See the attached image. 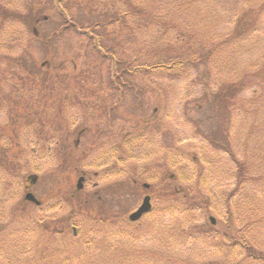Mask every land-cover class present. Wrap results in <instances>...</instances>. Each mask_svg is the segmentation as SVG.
<instances>
[{
    "label": "rangeland",
    "instance_id": "rangeland-1",
    "mask_svg": "<svg viewBox=\"0 0 264 264\" xmlns=\"http://www.w3.org/2000/svg\"><path fill=\"white\" fill-rule=\"evenodd\" d=\"M48 1L0 0V5L17 13L40 8L33 23L40 39L51 36L57 25ZM69 1L79 19L97 7L113 10L118 4V0ZM131 1L142 12L157 15L152 26L144 23L140 28L132 14L120 21L127 53L140 55L137 65L152 57L145 49L154 42L175 48L172 57L198 59L209 53L212 58L166 66L167 70L130 72L125 79L132 87L119 91L109 84L106 65L75 33L63 32L46 47L34 37L28 44V36L19 39L28 34L18 16L20 32L8 44L7 21H1L5 25L0 27V136L11 142L17 156L9 153L6 158L7 152H0V264H264L248 262L243 247L220 246L218 236L206 226L210 212L218 220L215 229L223 231L229 215L232 226L227 234L242 236L264 251V221H260L264 219V83L252 75L264 74L258 69L264 63V0ZM235 6L240 11L236 17L246 15L251 22L248 33L237 37L231 13ZM119 7L129 11L123 0ZM34 63L40 67L34 74L37 83L28 79ZM46 70L49 81L39 78ZM242 79L247 80L241 83ZM42 83L48 84L45 92L52 91L48 98L56 100L36 108ZM16 86L20 88L12 91ZM219 93L226 101L219 98L215 104ZM44 115L47 119L36 120ZM109 128L121 132L118 138L128 143L121 147L125 152L111 154L107 145L117 138L106 132L102 139L107 145L88 151L90 137ZM64 150H72L74 168L64 161ZM235 160L245 166L239 188ZM109 166L115 167L108 172ZM31 174L37 175L33 183L26 180ZM80 175L85 181L77 193ZM148 175L156 178L153 183ZM166 177L173 179L171 187L181 195L207 199L209 211L197 207L183 211L182 196L172 198L169 190L162 195ZM134 178L137 189L131 186ZM120 180L127 183V194L117 190ZM142 183L151 186L147 190ZM235 188L238 193L232 192ZM27 190L41 207L24 199ZM146 194L151 195L153 212L130 223L128 213ZM170 203L175 210H169ZM251 219L258 222L248 224Z\"/></svg>",
    "mask_w": 264,
    "mask_h": 264
},
{
    "label": "trees",
    "instance_id": "trees-1",
    "mask_svg": "<svg viewBox=\"0 0 264 264\" xmlns=\"http://www.w3.org/2000/svg\"><path fill=\"white\" fill-rule=\"evenodd\" d=\"M123 1L125 2L126 7H129L128 12L120 9L119 0H118V4L116 5L115 9L109 10L106 7H97L98 9L95 8L96 11L91 10L89 14L88 13L84 14L86 17H84V15L80 16L81 17L80 19L76 18L75 15H77V14L76 13L74 14V12L71 11L72 8H71V3L69 0H51V3L48 1L49 5H50L49 7L51 8L52 12H54L56 15L53 20L57 21V23H56L57 25H56V29H54L52 31L51 36L42 35V37L40 36V39H36V37H35L36 30H35V28H33V23H36V19H37L35 17L34 12L38 11L40 8L39 9L37 8L35 10L33 8H28L29 11L26 13H17L16 11L12 12V10L10 8H7L8 6L0 5V27H3V25H5L4 23H1V21H4V22L7 21L6 23L8 25V29L6 30L5 41H7L8 44L14 43V40L16 38V32H20V29H17L16 24H17V22H19V20H21L22 24L25 25V30L27 31L28 35H25V36H19L18 35L19 39H20V37L25 38L26 36H28L25 38V40H26V43L30 44L33 41L32 37H34L35 40H39L40 42H42L45 45V47L49 45V42L52 39H55V38L58 39L62 35H64V34H61L63 32L67 31V33H69V34H71L72 32L75 33V35L80 37V42L83 43V45L86 47L87 51L89 53H91L93 56H95L96 60L98 62H103V64L106 65L108 77L111 81V83L109 82V84L112 85L115 89H118L119 91H122L123 88H125L126 86L128 88L132 87L131 85L128 84V82L125 79V75H128L130 72L135 73L137 71H148V70H159V71H161L163 69H166V66L172 67L174 65H180V64L185 65L187 61H189V62H192V61L193 62H196V61L200 62L202 60H206L208 62L212 58V57H210L209 53L201 54V56L198 59L197 58L196 59H193V58L187 59L186 56H185L186 57L185 60L180 59V58H183L182 57L183 55H176V56L172 57L173 52L176 50L175 48H172L171 45H166L164 47L163 44L161 46H158V44L154 42V45L153 46L151 45V47H150L151 49L148 50V47H146V49H145L149 55L152 54V57L149 56V59L147 61H145L146 62L145 64L137 65V63H140V55L139 54L132 55L131 53H127L126 45H124V43H123L124 39H123V37L120 36V34H121L120 32L122 31V33H123V28H121L120 21L122 18H125L126 16L127 17L131 16V14H132V16L136 17L135 26L140 28V26L144 23H146V24L150 23L152 26L154 18L157 19L154 16H157V15H156V13H153V15H152V14L142 12V7L136 6V4H134L135 1L134 2H132L131 0H123ZM44 6H45V3H44ZM176 6H177V3H176ZM261 8H264V5H262ZM238 12H240V11L238 10V7H236V6L231 11V13H233L235 15V18H236L235 19L236 25L234 26L235 28L233 29V34L235 37L240 36V35L243 36L244 34L248 33V31H249L248 26L251 25V22L248 21L246 15L244 16V18H237L236 14ZM18 16H21L19 20H17ZM164 19H166V18L164 17ZM171 24H172V26L179 27L178 23L171 22ZM123 34L125 35V33H123ZM21 35H23V34H21ZM181 38H183V37H181ZM183 42L187 43L185 40ZM182 47H184V46L181 45L179 49L181 50ZM12 48H14V47L12 46ZM137 48L142 49L139 45H137ZM91 54H89V56L91 58H93V56ZM127 54H130V55L126 56ZM20 61L21 60L18 61L19 65H20V63H22ZM27 61H28V59H27ZM166 62H169L168 65L166 64ZM99 64L100 63H98V65ZM133 64H135L134 70L133 69L131 70V67ZM262 66H264V63L258 68L261 73L264 72V67L261 68ZM32 69H33V71L28 74V79L33 81V82L35 81L34 83H37L38 78L36 79L34 74L36 71H40L39 70L40 67L36 66L34 63L32 66ZM15 72H16V70L13 71V76H15ZM11 73H12V71H11ZM256 74H258V73H256ZM252 75L255 77V81L257 83H264V74H262L263 76H261V77L255 76L254 73ZM39 78L49 81L51 78L49 76V70H46V73L44 75L40 74ZM19 80H20V83H23L26 86L28 85V83L25 82L23 79H21V77H19ZM246 80L247 79H242V80H240V82L244 83ZM44 82H46V81H44ZM42 86H43V94H39L38 102L35 105L36 108H38V107L45 108L46 105L51 102V100L52 101H54V99L56 100V98L51 99V100H50V98H48L50 93H52V91L45 92V90H44V88L47 87L48 84L42 83ZM42 86H39L38 88H42ZM237 86H239V87H237L236 89H239L241 87L240 83ZM19 88H17V86H16L15 88H12L11 90L13 91V90H17ZM22 88H23V86H22ZM147 88H149V87H147ZM69 89H70V87L66 85V90H69ZM12 91H11V93H12ZM137 91L139 93H144L145 88L144 89L138 88ZM77 96L78 95H75L74 98ZM219 98L221 99V103L226 101L223 99L224 93L223 94L219 93L218 95H216V98L214 96L213 100H214L215 104L216 103L219 104L218 103ZM1 102L2 101H0V103ZM29 102H32V101L30 99L26 100V103H29ZM32 103H34V102H32ZM61 103L62 102H60L59 104L61 105ZM50 106H53V105H50ZM225 109L229 110L227 106L225 107ZM27 111L31 112V109L28 108ZM48 113H49V111H48ZM48 113H47V115H48ZM47 117L48 116H46V115L38 116V118L36 120H39V122H40V120H42V118L47 119ZM30 120H31V118H30ZM31 121H33V120H31ZM41 132H43V131H41ZM123 134H125V133H123ZM120 137H121V135H120ZM1 141H2V137L0 136V152L1 153L7 152V154L4 153L6 158L9 157V153H11L12 156L13 155L17 156V150L11 146V142H9L8 140H4L2 142ZM129 141L132 142L133 139L131 138ZM95 143H97V137H95ZM116 143H117L116 148L118 150L117 151L111 150V152H112L111 154H115L118 151L125 152V149L121 150V147L122 146L126 147L128 143L124 142L125 144H123L122 138H120V140ZM103 144H106V143H102L101 145H99V143H98L96 146H94V147L92 146L89 148L86 147V149L88 151H97L98 148H100V149L103 148V146H102ZM63 152H64V161L66 163H68V165L72 164V167L74 168L75 158H73V162H72V159H71L72 158V150L69 151L71 156L68 155V152L66 150H64ZM235 161L238 163V170L236 171V173L238 176L237 177L238 178L237 188H239L241 181H242L241 175H243V173H245V166H244L243 162H240L237 160H235ZM114 167L115 166H109L108 172ZM105 174H107V172ZM148 176L151 180V183H153V181L156 178L153 175H148ZM135 180H136V178H134L133 180L131 179V186L133 189H137V187H138V183ZM163 180L166 182V185L162 187V189H164L162 191V192H164L162 195H166V193L168 195V190H169L170 192H172L171 193L172 198L177 196V195L179 197L182 196L185 199L183 204H182L183 208H184L183 211H185V210L195 211L196 210L195 207L204 209L205 211H209V208H208L209 202L207 201V199L202 198V197H198L199 195H193V196L189 195L188 196L187 193L184 194L183 192H181V193H183L181 195L179 190L173 188L174 189V191H173V189L171 187V183H172L171 181H173L172 178L166 177ZM168 182H169V184H168ZM126 184L127 183L125 181L120 180L118 182V189L117 190L119 192L121 190H124L125 194H127L126 193ZM237 188H235L232 192L236 193L238 191ZM192 192L193 191H190V194ZM132 193H134V192L132 191ZM74 199H76V198H74ZM168 208L170 211L175 210V208L172 206L171 203L169 204ZM152 212H153V208L149 214H151ZM231 212H233V211L231 210ZM209 214H212V213L209 212L208 215ZM163 216H164V213H163ZM229 219H230V216L228 215L227 218L225 219L226 223L222 228L223 231H217L215 229V227H216L215 225L218 224V220L216 222L217 224H215V225H211L209 222L206 223V226H208L209 229H211L212 232H214V236L215 237L218 236L216 239L220 240V241L218 240L219 242H221V243H219V245L221 244L220 246L225 245V246L232 247L231 250H235V248H237L238 246L243 247L245 249V256L248 258V259H246L248 262L249 261H252V262L264 261V251L261 250L263 253L259 252L258 249L255 248L256 246H254V244L249 243L247 241V239L246 238L244 239V237H242V236L238 237L237 234H235L234 237H230L227 234V232H229L231 230V227L229 229H227V227L232 226V224H230L231 222ZM255 220H257V219H253V220L251 219L250 221H248L249 222L248 224H254V223L258 222ZM260 221L263 222L264 219L260 220ZM227 239L233 241L232 245L230 242L226 241ZM90 243H91L90 240L86 241V244L90 245Z\"/></svg>",
    "mask_w": 264,
    "mask_h": 264
},
{
    "label": "water",
    "instance_id": "water-1",
    "mask_svg": "<svg viewBox=\"0 0 264 264\" xmlns=\"http://www.w3.org/2000/svg\"><path fill=\"white\" fill-rule=\"evenodd\" d=\"M28 179L31 180V182H35L36 180V176L35 175H30L28 177ZM81 180L82 178H79L78 181H77V187L80 188L82 186V183H81ZM25 198L28 199V200H33V201H36L33 194L31 192H28L26 193L25 195ZM150 209V202H149V197L146 196L144 197L143 199V203L141 204V206L133 213L130 214V219L134 220V219H137L141 216L142 213L148 211ZM211 221H214L212 217H210Z\"/></svg>",
    "mask_w": 264,
    "mask_h": 264
},
{
    "label": "flooded vegetation",
    "instance_id": "flooded-vegetation-1",
    "mask_svg": "<svg viewBox=\"0 0 264 264\" xmlns=\"http://www.w3.org/2000/svg\"><path fill=\"white\" fill-rule=\"evenodd\" d=\"M103 132H106L107 134H108V136L110 135V134H113V135H116V138L117 139H115V140H113L112 141V143H111V145H108L109 147V149L110 150H113V151H117L118 149L116 148V142H118L119 140H120V138H118V136H120L121 135V132L119 131V132H117V131H113L111 128H109V129H105V130H103V131H100V133H99V131L97 132V133H99V134H95V137H97V143H95V137H90V139H89V142H88V146L89 147H92V145L93 144H98L99 143V145H101L102 143H104V142H106V141H104L102 138V136L105 134V133H103ZM119 139V140H118ZM107 144V143H106ZM96 145H93V147L94 146H96ZM89 147H87V148H89ZM69 153V155L71 156V154H70V152H68ZM69 199H71V196L69 197ZM30 203H32V204H34V205H36L35 203H33V202H30ZM60 203V202H59ZM59 203H57L56 204V207H57V205L59 204ZM41 204H37L36 206L37 207H41L40 206Z\"/></svg>",
    "mask_w": 264,
    "mask_h": 264
}]
</instances>
